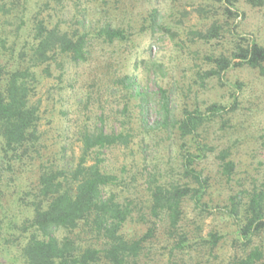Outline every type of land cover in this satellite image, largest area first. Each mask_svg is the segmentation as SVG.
<instances>
[{
  "label": "rangeland",
  "instance_id": "374dc122",
  "mask_svg": "<svg viewBox=\"0 0 264 264\" xmlns=\"http://www.w3.org/2000/svg\"><path fill=\"white\" fill-rule=\"evenodd\" d=\"M40 26L84 38L82 58L55 52L34 66ZM109 28L121 36L107 38ZM253 42L264 48V5L245 0H0V64L34 71L39 137L21 157L0 138V264H27L41 169L71 174L80 163L114 175L104 196L131 209L122 233L145 241L129 264H264V229L250 240L240 234L245 205L264 194V68L234 59L237 46ZM221 57L229 68L218 67ZM162 104L166 128L155 124ZM186 116L199 124L185 136L178 122ZM94 133L122 137L87 151L84 139ZM159 186L193 191L176 224L153 215ZM56 235L79 238V247L104 258L106 239L95 229ZM254 252L260 257L252 260Z\"/></svg>",
  "mask_w": 264,
  "mask_h": 264
},
{
  "label": "trees",
  "instance_id": "16d2710c",
  "mask_svg": "<svg viewBox=\"0 0 264 264\" xmlns=\"http://www.w3.org/2000/svg\"><path fill=\"white\" fill-rule=\"evenodd\" d=\"M238 1L240 0H227L231 5ZM245 1L255 7L264 5V0ZM218 33L217 26H213L208 32L211 38H216ZM103 34L111 40L121 36V32L110 28L105 29ZM36 36L38 42L32 54L34 66L37 63L47 64L55 52L69 54L75 61L83 56L84 38L74 40L66 33L48 31L42 26L37 28ZM234 59L237 60L236 66L246 64L254 69H262L264 48L255 42L247 47L237 46ZM215 62L220 69L230 66L228 59L223 57ZM33 72L23 70L19 63L14 68L0 64V138L4 150L15 152L17 157L30 153L39 141L38 110L31 104L29 89L30 81L35 76ZM151 105L147 102L146 109L150 110ZM158 114L156 126L168 127V104H162ZM143 122L148 126V120ZM178 123L183 135H192L199 124L198 116H186ZM121 137L103 133L89 134L84 139L85 150L117 144ZM191 164L186 163L189 172ZM70 173L65 170L41 169L38 186L31 193V206L34 210L32 225L38 235L33 233L24 248L27 264H98L101 260H105L106 264H129L132 256L139 255L145 238L130 243L122 233L124 224L132 214L131 209L104 196V188L115 181L114 175L103 172L97 164L84 163L78 164ZM191 192L193 191L187 187H156L151 196L153 215L158 217L161 213H167L176 224L180 218L181 201ZM194 195L197 196L198 192ZM244 211L246 223L240 234L250 240L264 229V194H253ZM85 228L103 233L106 239V247L101 255L103 259L96 249L79 247L76 241L79 238L65 237L61 241L56 235L59 230L75 232ZM148 236L149 234L146 235ZM259 257L257 252L251 254L252 260Z\"/></svg>",
  "mask_w": 264,
  "mask_h": 264
}]
</instances>
